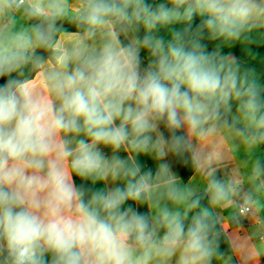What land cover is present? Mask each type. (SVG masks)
I'll list each match as a JSON object with an SVG mask.
<instances>
[{
  "label": "clouds",
  "instance_id": "1",
  "mask_svg": "<svg viewBox=\"0 0 264 264\" xmlns=\"http://www.w3.org/2000/svg\"><path fill=\"white\" fill-rule=\"evenodd\" d=\"M62 22L77 29L70 45ZM259 28L264 0H0V264H212L215 216L201 197L168 164L142 172L135 159H109L99 146L114 153L127 146L157 161L182 155L191 144L177 132L211 134L233 100L232 126L243 121L238 134L264 144L258 78L200 43L205 31L213 40L249 41ZM162 29L169 40L157 35ZM36 69L40 84L26 78ZM80 133L89 139L71 147L69 134ZM193 160L209 204L231 206L238 186L199 155ZM261 176L257 160L252 178ZM76 179L104 187L89 195ZM242 199L241 214L254 203L251 193Z\"/></svg>",
  "mask_w": 264,
  "mask_h": 264
},
{
  "label": "crops",
  "instance_id": "2",
  "mask_svg": "<svg viewBox=\"0 0 264 264\" xmlns=\"http://www.w3.org/2000/svg\"><path fill=\"white\" fill-rule=\"evenodd\" d=\"M70 4L76 5L77 0H70ZM199 22L200 18H196L193 31ZM175 27L180 29L182 26L176 25ZM66 33L68 34L64 35L63 41L66 45H70L75 39L70 34L74 32ZM157 35L166 41L171 38L169 31L165 29L160 30ZM247 35L250 37L249 41H245L243 37L240 40L222 38L213 40L205 31L200 43L205 46L207 54L215 52L224 57L226 61L235 60L241 66L242 72L248 70L250 74H254L264 88V28L254 29ZM120 39L127 42L123 35ZM89 43L92 42L89 41ZM140 55L142 67H146L150 59L149 54L142 49ZM49 59L50 54L46 56L45 60ZM42 71L43 69H39L34 76L37 84L41 83L38 74ZM231 103L232 111L225 113L220 121L215 122L216 130L211 134L200 137L190 134L187 128H182L177 132V135L184 136L191 144V149L182 155L169 153L163 160L157 161L154 154L151 157L144 154L137 156L131 149H127V146L115 153L110 147L104 145L99 147L109 159L113 155L129 160V162L131 159H135L141 166L142 172L151 170L155 174L157 165L166 163L170 172L179 178L180 185L193 189L196 194L205 192L206 177L196 168L193 153L199 155L206 166L210 162V166L217 169V178L233 182L240 189V195L234 197V203L231 206L207 205L217 217L221 230L226 233L232 246L230 254L215 256L212 264H264V176L257 179L252 178L254 163L259 160L264 166V144L250 145L243 136L238 134L237 129H244L246 126L243 121L236 124L235 127L232 126L234 118L238 117L239 113L237 111L238 101L233 100ZM159 131L163 132L166 139L170 137V133L163 124L159 125ZM152 136L155 138L156 133H152ZM69 139L72 141L70 146L75 147L77 140H88L89 138L80 133L79 135L69 134ZM117 184L122 186L120 181H117ZM109 186L116 185L109 181ZM244 193H251L254 203L248 205L249 212L241 214L239 210L244 207L242 199ZM134 209L142 214H146L148 211L144 207L136 208V205ZM194 211L190 212L189 216L193 215ZM47 258L50 260V256ZM175 259L173 258L171 264H175Z\"/></svg>",
  "mask_w": 264,
  "mask_h": 264
},
{
  "label": "trees",
  "instance_id": "3",
  "mask_svg": "<svg viewBox=\"0 0 264 264\" xmlns=\"http://www.w3.org/2000/svg\"><path fill=\"white\" fill-rule=\"evenodd\" d=\"M148 2L151 3L152 0H148ZM156 2L157 3H163L164 0H156ZM62 23H63V28L66 32H76L77 31L75 25L67 23V22H62ZM144 34H145L144 30L141 28L140 31L138 32V35L140 37H142ZM37 51L44 59L46 58L47 55L50 54L48 51H45L43 49H38ZM38 70L39 69H36L34 71H26V78L32 79ZM5 79L6 78H0V84H3ZM75 182H76L78 187L82 186L84 189H86L88 191L89 195H90L91 191H94V190H97V189L104 187V182H98L95 185H93L90 181L80 180V179H76ZM197 195L201 197V207H207V205L209 204V198L205 194V192L197 194ZM86 199H87V196H86ZM128 205H131V206H133V208H135V205L133 204L132 201H128L126 203L125 207H127ZM214 231L217 233L218 255L221 256V255H225V254H230L232 252L231 243H230L229 238L226 235V233H224L221 230L220 225L218 223V219L216 216H215V229H214Z\"/></svg>",
  "mask_w": 264,
  "mask_h": 264
},
{
  "label": "built area",
  "instance_id": "4",
  "mask_svg": "<svg viewBox=\"0 0 264 264\" xmlns=\"http://www.w3.org/2000/svg\"><path fill=\"white\" fill-rule=\"evenodd\" d=\"M248 211H245V212H243V214H246L247 212H249L250 211V207H248ZM240 211V210H239ZM241 213V212H240Z\"/></svg>",
  "mask_w": 264,
  "mask_h": 264
},
{
  "label": "rangeland",
  "instance_id": "5",
  "mask_svg": "<svg viewBox=\"0 0 264 264\" xmlns=\"http://www.w3.org/2000/svg\"><path fill=\"white\" fill-rule=\"evenodd\" d=\"M145 50V49H144ZM146 51V53H148V51L147 50H145Z\"/></svg>",
  "mask_w": 264,
  "mask_h": 264
}]
</instances>
